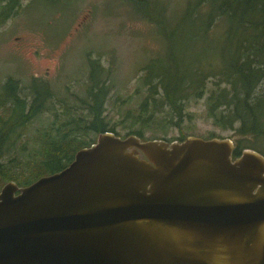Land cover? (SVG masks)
Returning <instances> with one entry per match:
<instances>
[{
	"label": "water",
	"instance_id": "water-1",
	"mask_svg": "<svg viewBox=\"0 0 264 264\" xmlns=\"http://www.w3.org/2000/svg\"><path fill=\"white\" fill-rule=\"evenodd\" d=\"M235 149L101 132L64 169L2 186L0 264H264V154Z\"/></svg>",
	"mask_w": 264,
	"mask_h": 264
},
{
	"label": "trees",
	"instance_id": "trees-1",
	"mask_svg": "<svg viewBox=\"0 0 264 264\" xmlns=\"http://www.w3.org/2000/svg\"><path fill=\"white\" fill-rule=\"evenodd\" d=\"M135 1L145 2L147 8L159 9L156 16L148 9L139 12L161 30L167 52L164 57L155 56L143 67L145 73L140 80L147 88L138 106L143 126L125 136L136 134L143 140L160 139L146 138L145 128L155 125L167 133L170 126L181 125L190 101H198L209 93L208 115L215 124L233 129L240 137L236 140L234 157L243 149L252 148L242 144L243 137L264 135V0H186L185 6L172 17L156 0ZM17 2H7V12ZM218 27H222V31H218ZM186 32L192 33L194 39L207 38V44L208 40H214L210 35L221 34L228 43L227 49L219 58L188 61L186 55L180 53L185 46L176 49L175 41L178 35L186 36ZM90 67L89 99L78 98L81 106L78 109L86 110L85 116L92 120L85 121L82 126V116H72L74 118L59 125L54 121L34 138L37 146L32 154L31 146L27 148L29 139L23 138L24 128L43 112L52 91L46 84L33 79L29 102L21 94L16 79L9 77L3 84L4 100L0 107L6 113L0 116V182L13 180L20 186L29 185L42 176L64 169L79 149L96 141L99 133L113 131L120 135L104 116L110 72L96 60L90 61ZM104 74L106 77L102 78ZM66 109L63 116L70 117V112H78ZM162 113L164 116L161 117ZM54 117L58 121L59 113ZM89 131L96 133L95 139L90 142L78 140L81 132ZM186 137L183 134L175 140L182 141ZM19 151L20 155L25 153L27 159H21ZM9 163H14L21 172L13 170ZM31 171L33 179H24L23 174H31Z\"/></svg>",
	"mask_w": 264,
	"mask_h": 264
},
{
	"label": "rangeland",
	"instance_id": "rangeland-1",
	"mask_svg": "<svg viewBox=\"0 0 264 264\" xmlns=\"http://www.w3.org/2000/svg\"><path fill=\"white\" fill-rule=\"evenodd\" d=\"M9 1L0 2V102L4 100L2 86L9 77L18 81L21 94L29 102L33 79L52 91L43 112L24 128L23 138L29 139L27 148L31 146V154L37 146L34 138L54 121L59 125L72 116H82V126L92 120L85 116L86 110L78 109L81 107L78 98L89 99L91 60L99 61L110 72L104 112L109 126H114L121 136L143 126L138 108L147 88L140 80L145 73L143 67L155 56L164 57L167 49L161 30L140 12L148 9L156 16L159 9L147 8L145 2L135 0H18L7 12ZM156 1L161 8L166 7L171 17L186 4V0ZM186 34L178 35L175 41L176 49L185 46L180 53L188 61L219 58L228 46L221 34L210 35L214 40H208V44L205 37L194 39L192 33ZM105 77L104 74L102 78ZM209 86L212 88L211 80ZM208 94L198 101H190L181 125L170 126L167 133L155 125L146 127L145 137L175 140L184 134L239 139L233 129L220 127L208 115ZM66 108L78 112L63 116ZM57 112L58 121L54 117ZM5 113L0 107V116ZM95 138L93 131L81 132L78 136L82 142ZM242 144L264 154V135L243 137ZM20 156L27 159L23 152ZM8 165L20 170L14 163ZM32 172L23 174V178L33 179ZM4 183L0 182V190Z\"/></svg>",
	"mask_w": 264,
	"mask_h": 264
}]
</instances>
